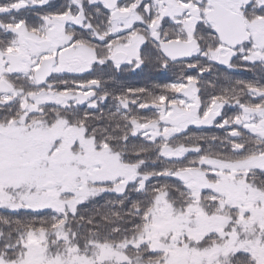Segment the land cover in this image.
<instances>
[{
	"label": "trees",
	"instance_id": "1",
	"mask_svg": "<svg viewBox=\"0 0 264 264\" xmlns=\"http://www.w3.org/2000/svg\"><path fill=\"white\" fill-rule=\"evenodd\" d=\"M52 1V5L34 4L27 7V10L16 13L26 16L24 25L28 29L36 28L38 24L32 23V11L49 9L55 13L59 12L56 9L58 0ZM174 1L186 10L183 9L177 15L163 16L165 0H139L138 9L135 8L141 17V21L136 24L138 28L130 29L123 36L126 42L135 31L144 36L138 50V57L142 61H135L132 65L124 67L121 64L120 68L112 65L110 61H93L88 69L79 73H53L40 86L35 84L31 71L9 72L5 76L15 93L0 92V122L17 119L26 107L32 106V94L44 87L53 90L57 95L86 94L88 96L82 102L67 98L61 103H58L57 99L38 102L34 105V110L27 113L26 119H41L46 125H50L56 119L63 118L66 126L83 127L96 149L108 148L111 152L118 153L123 164L137 167L139 176L128 181L122 192H98L78 203L73 212L66 207L54 208L52 204L41 205L35 209L11 210L0 207V254L3 257L15 258L20 253L24 235L28 231L46 230L51 238V231L59 226L69 234L78 251L86 252L93 245V240L112 243L129 241L136 237L149 221L150 210L159 194H165L169 201L182 210L193 203V193L177 177L179 170L200 167L209 179L213 177L214 180L215 174L212 172L216 168L202 164L203 159L235 162L264 155V139L256 131L234 129L231 124L222 123V120L228 117V104L221 106L222 114L208 127L187 126L167 135L165 126L159 123L158 119L168 114L172 106H188L190 100L184 97L180 90L186 82L192 80L200 85L201 106L198 117L206 115L214 100L226 101L237 97L242 105L262 106L259 88L261 81L258 82V75L261 74L263 78L264 69L250 70L236 63L229 71L219 72L217 80L207 81L204 78L195 79L196 71L189 69V65L195 64V61L170 62L163 57L150 28H154L160 39L168 35L180 37L183 32L186 33L182 21L186 22L190 17L188 6H199L195 0ZM67 2L71 1H65ZM99 3L83 5L91 27L103 25L102 16L92 14L93 11L101 9ZM3 4L4 1L0 0V5ZM203 4H206V0L201 1V11L205 9ZM240 8L250 17L249 12L264 11V0H250ZM8 22L11 26H16L15 19L10 15L1 14L2 49H5L7 43L11 48L16 46L15 34L11 31L5 34L3 31ZM104 23L110 28L108 17L104 18ZM84 25L88 24L85 22ZM209 29L210 24L200 18L195 22L193 37L200 44H211L207 38V35L211 34ZM85 33L82 38L87 44L91 42L88 40L91 32L85 30ZM90 44L95 46L92 42ZM96 46H99V43ZM111 48L109 44L108 54ZM240 65L241 67H238ZM209 66L208 61H200L196 67L206 69ZM230 73L233 75L231 79ZM254 90L258 92L254 93ZM247 99L250 102L247 103ZM58 141L59 139L49 153L54 151ZM169 148L171 151H178L177 155L167 157L171 152H166L165 149ZM245 180L248 184L264 190V167L248 169ZM120 181L121 179L107 181L96 186L111 188V184ZM224 199L223 195L210 187L200 191V202L205 209L214 211ZM232 212L233 210H230L229 214ZM203 240L206 241L205 245H209L214 239L208 236ZM140 249L143 254L147 253L145 247L138 250ZM229 258L230 264H254L249 251H235Z\"/></svg>",
	"mask_w": 264,
	"mask_h": 264
},
{
	"label": "rangeland",
	"instance_id": "2",
	"mask_svg": "<svg viewBox=\"0 0 264 264\" xmlns=\"http://www.w3.org/2000/svg\"><path fill=\"white\" fill-rule=\"evenodd\" d=\"M249 1L228 0V3L238 8ZM125 2L124 5L133 9L129 17L110 23L111 33L118 36L124 28H138L136 24L141 21L135 10L139 0ZM180 11L179 6L172 5L165 7L162 14L172 16ZM51 22L48 35L57 37V44L68 40L64 28L66 31L70 28H63L56 17L48 21ZM184 26L194 28L195 24L191 20ZM128 41L120 49L134 56L144 36L138 33ZM32 62L22 61L24 71H31ZM90 62L79 61L76 65V61H56L53 73H79ZM9 72L0 51V79H6ZM63 95L76 102L88 96ZM56 96L53 90L41 88L32 94V106L26 107L17 119L0 122V207L35 209L52 204L54 208L66 207L73 212L78 203L98 192H122L128 181L139 176L137 167L123 164L118 153L108 148L96 149L83 127L66 126L63 118L50 125L41 119H26L36 103L55 100ZM155 129L158 130L156 126ZM57 139V147L49 153ZM165 151L171 152V149ZM201 163L216 168L211 171L215 179H209L200 167L189 169L193 179L187 186L195 197L193 203L182 210L165 194H159L150 210L149 221L133 239L117 243L93 240V245L85 252L77 250L61 226L51 231V238L46 230L28 231L20 253L15 258L0 254V264H230L229 255L238 250L249 251L254 264H264V190L245 180L248 169L264 167V155L235 162L203 159ZM118 179L121 181L111 184V188L96 186ZM206 187L225 198L214 211L205 209L200 202V190ZM230 210H233L231 214ZM208 236L214 240L205 245L203 239ZM142 247L147 249L146 254L138 250Z\"/></svg>",
	"mask_w": 264,
	"mask_h": 264
},
{
	"label": "flooded vegetation",
	"instance_id": "3",
	"mask_svg": "<svg viewBox=\"0 0 264 264\" xmlns=\"http://www.w3.org/2000/svg\"><path fill=\"white\" fill-rule=\"evenodd\" d=\"M4 4L0 5V15H10L11 18L15 19L16 27L13 28L15 32V42L16 46L14 48L9 47L8 43L5 46V49L0 48V51L3 53V58H6V61H10L9 55L16 56L18 59L16 61H43L46 59H50V61H76V65H79V61H91L89 66L92 64L93 61H110L112 65L116 66L117 68L124 67V65H132L135 61H139L138 57V49L134 56H131L126 51L120 49V46H124L127 43L125 40L124 33L129 32L130 28H124L118 34L111 33V26L110 28L104 23V18L108 17L111 14L112 9H109L106 5V2L100 0H70L71 2L65 3L68 0H58L56 3V9L59 11L57 13L51 10H40L35 9L32 11V23L37 22L36 28L28 29V27H24V21L26 19L25 15H21L19 12V5L22 3H27L28 1L32 2L33 4L42 5V4H49L52 5L54 1L52 0H3ZM200 5L201 1L203 0H195ZM218 2L222 4L226 8H230L234 12H238L242 14L243 19L246 23V31L244 34L243 39L240 43H238L234 48H230L229 45L223 43L218 34L212 31L213 25H210L209 31L211 34L207 35V38L211 42V44H200L197 42V39L193 36L195 35L194 28L191 26H183L185 21H182V27L185 28L186 33L183 32V35L180 37H169L164 36L162 39L164 40H172V39H180L185 42H191L192 50L189 55L185 58L175 60V62L179 61H195V64H190L189 69L196 71L197 75L193 76L195 79L204 78L205 80L209 81L210 79L217 80L219 76V72H225L226 70L229 71L231 68L234 67L236 63L246 66L250 70H263L264 69V11H252L249 12L251 14L248 17L246 12H243L237 7L233 6L232 3H228V0H206V4L202 6L205 8L203 11L200 10V16H193L191 14L193 10V6H188L190 12V22L191 20L195 23V20L204 17V14L207 10H209L212 6V2ZM100 2V3H99ZM90 3H99L100 8L92 12V14L97 15L100 14L102 16V24L98 27H91L88 19H86L87 12L84 10L83 5ZM166 8H171L172 5L179 6L178 4L172 2H165ZM240 6V5H239ZM69 7V8H68ZM72 7V8H71ZM125 7H129L124 5V3H120V0L117 1L113 7V9H120L125 10ZM181 11H183V7L179 6ZM186 9H184L185 11ZM173 12V11H172ZM179 12V13H180ZM56 14V15H53ZM174 15V14H172ZM177 15V14H175ZM56 17L60 21V25L62 27H70V31H66L64 28L65 34H67L68 40L64 43L57 44L56 40L57 37H52L48 35V31L52 27V22L49 24L48 21ZM129 17V16H127ZM127 17H119L114 20L109 21L110 23L117 21L119 19H125ZM18 21V23H17ZM86 24L88 25H84ZM85 30H89L91 32L90 38L88 39L91 41L95 46H92L89 43H84L82 34H86ZM4 33L11 31V25L9 22L3 28ZM29 32V33H27ZM122 32V33H121ZM152 33L153 39L158 43L162 41V39H158V36L155 34L154 30H150ZM139 32L135 31V34ZM141 34V33H140ZM110 36V37H109ZM111 37H115L116 39H112ZM129 37V36H128ZM215 41H214V38ZM131 36L129 37L130 40ZM11 39V38H10ZM31 42H30V41ZM46 41L47 43L41 44L40 42ZM129 42V41H128ZM207 42V41H205ZM99 43V46L96 44ZM109 44H111V52L108 54ZM120 44L118 47L116 45ZM86 50V53L84 52ZM117 51H123L126 53V57L123 62L121 63H114L112 58ZM230 52V57L227 59V64L223 65L219 63L220 60H223L222 57L227 55ZM166 59V58H165ZM167 61H171L166 59ZM142 61V60H140ZM200 61H208L209 67L208 68H201L197 69V63ZM38 64V63H37ZM36 64V65H37ZM238 66V67H241ZM89 66L86 69L89 68ZM212 66V67H211ZM216 67V68H213ZM54 69V67H53ZM32 69L31 71H33ZM230 79L233 77L231 73L229 74ZM259 88H261V96H262V106L256 107L251 105H242L240 100L231 99L226 101H218L214 100L213 105L211 108L207 110V113L203 117H198V111L201 106V100L199 97L200 92V85L198 86L196 81H188L181 87V94L187 99L190 100L187 107H177L172 106L171 110L166 114V116L174 118L175 116H188V118L180 122L177 125H167L165 126V132L167 135H171L176 130L185 129L187 126H191L194 121L202 120L212 114L215 115V118L211 121L209 125H211L217 118L222 114V105L228 104L227 119H223L222 123L228 125L231 124L234 129H246L248 131H256L262 139H264V76L262 78L261 74L258 75V82H260ZM230 82V81H229ZM257 82V83H258ZM190 87V90L193 93V96L190 97L189 95L185 94V88ZM258 92L254 90V93ZM247 103L250 100H246ZM251 111H247V108ZM192 127V126H191ZM236 141V140H235Z\"/></svg>",
	"mask_w": 264,
	"mask_h": 264
},
{
	"label": "water",
	"instance_id": "4",
	"mask_svg": "<svg viewBox=\"0 0 264 264\" xmlns=\"http://www.w3.org/2000/svg\"><path fill=\"white\" fill-rule=\"evenodd\" d=\"M103 1V0H102ZM108 8L112 9L117 2V0H104ZM26 3L20 4L19 7L25 6ZM193 13L198 15V9H194ZM128 11H121L119 9H115L111 12V19H116L121 16L125 17L128 16ZM205 20L208 22H213L212 31L218 34L220 40L229 45L230 48H234L244 37L246 28L245 23L242 19V16L238 12H234L229 8L224 7L222 4L218 2H212V6L209 10L205 12ZM30 41V40H29ZM31 42V41H30ZM41 44L47 43L46 41L40 42ZM159 48L161 53L164 55L165 58L175 61L178 59L185 58L189 55L192 48L191 42H185L179 39L169 40L165 42L159 43ZM230 52L223 56L219 63L226 65L227 59L230 57ZM126 57V53L123 51H117L112 58V61L115 63L122 62ZM10 61H8L10 69L12 72L19 70L21 68L20 61H16L18 58L13 55H9ZM52 64L53 61L50 59H46L40 61L39 65L34 69L33 77L35 80L36 85H41L47 77L51 74L52 71ZM12 87L5 81L0 80V91L6 92L11 91ZM185 94L189 95L190 97L193 96L190 87L185 88ZM63 96L59 95L57 97L58 103L63 100ZM214 114L210 117L202 119L200 121H195L192 123V126L200 127V126H207L211 120L214 118ZM188 116H176L174 118L169 116H163L160 118V123L165 125H177L180 122L186 120ZM179 178L182 182H187L192 178V174L187 171L183 170L179 173Z\"/></svg>",
	"mask_w": 264,
	"mask_h": 264
}]
</instances>
